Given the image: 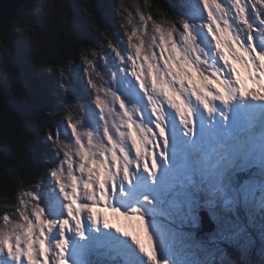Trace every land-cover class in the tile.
I'll return each instance as SVG.
<instances>
[{"label": "rangeland", "instance_id": "rangeland-1", "mask_svg": "<svg viewBox=\"0 0 264 264\" xmlns=\"http://www.w3.org/2000/svg\"><path fill=\"white\" fill-rule=\"evenodd\" d=\"M109 1L115 9L116 26H120L124 30L122 36H125L123 39L126 38V47L122 52H119L118 56L112 48H109L111 42H108L104 46L103 52L109 51L112 56L111 60L109 56L101 57L96 52H90V57L85 59V71L86 68L89 69L91 81H87V76L83 77V81L86 82L79 93H76V96L71 89H68V85L73 81L70 80L68 84H64L63 99L68 102L72 112L69 118L64 120V131L59 133L61 137L57 140V146L63 153L66 151L75 152L78 147L75 144V136L72 134V124L77 126L85 141L88 139L84 135L86 133L92 135L97 145L103 140L104 121L98 113L99 107L95 101L99 97L101 100L111 102L112 98L110 95H106V91H116L117 95H120L121 81L124 79L135 80L131 75V61L127 60L128 56L135 54L128 39L132 32L138 34V40H132V43L142 44V51L146 56L154 55L159 66H163V58L169 55L167 51L161 55L160 49L163 45L160 44V33L157 31L159 25L149 22L141 12L142 5L148 6L152 0ZM216 2L227 10L225 19L228 24L232 25L240 39L247 44L246 28L241 24L234 0H216ZM242 3L249 6L246 15H250L252 6H255L253 0H242ZM95 4L96 2L93 0H48L38 18L30 27L21 32L20 40L14 44L13 48L4 46L3 41L0 40V81L6 82L16 77V73L19 71L16 67L19 52H38L44 48V45L50 43V41L48 42L49 37L51 38L48 34L50 25L56 27V30L65 24L73 27L84 12L85 17L90 16L88 9L95 16ZM260 5L264 7V0H261ZM217 14L220 15V13ZM256 17L257 14L254 13V19ZM181 20L193 26L195 37L206 32L207 29L203 25L208 22V16L202 0H192L191 9L182 13L179 22ZM221 24L223 26V22ZM159 27L165 31L169 29L168 27ZM173 39L180 45L179 31L174 33ZM184 47L190 59L199 56L204 61L201 70L210 78L214 68L223 67L218 52L205 47V45L200 44L199 48L194 49L193 45L189 43ZM257 50L264 52V47L259 49L257 45ZM150 62L144 63L145 72L147 63ZM137 63L140 64L141 61L138 60ZM111 68L113 72H111ZM72 70L73 68L70 67L67 72L71 73ZM61 77L63 78V74ZM229 78L231 79V77ZM148 79L150 81L151 77L148 76ZM166 79L170 80L171 77ZM135 82L138 85L139 82ZM92 84H95L96 88H93ZM176 87L179 88V85L177 84ZM85 89L92 95V105L85 103L83 94ZM185 96L191 112L190 118L196 119V129L199 131L203 123L201 113L205 105L194 96H188V94ZM233 97H236L240 102L241 109L245 112L243 114L245 121L250 111H253V114L250 113L251 119L255 117L252 129L255 131L258 129V131L253 134L255 137L253 143L249 140V136L241 134V132L232 139L229 146L217 147L219 155L214 157H211L207 151L209 148H211V152L214 151L213 148L216 147L214 142H220V136L213 134V143L207 144L205 149L199 147V144L197 145L194 141L196 137H190V133L187 131V121L182 120L175 107L167 106L165 97H158L165 102L160 129L155 126L156 117L151 113V105L147 102L146 97L145 102L130 106L139 110L138 118L134 117L137 125L152 129V134L162 131L164 136L161 138L160 147L156 148L155 157L149 160L148 166L134 158L136 149L132 145L130 135L128 136L124 141V146L128 149L130 158H133L132 164L129 166V175L125 176L120 173L115 177L114 184H110L108 187L110 200L122 216L117 217V214L110 208H106L103 202L97 207L103 211V215H108L119 227L140 239L148 252H145L131 235H126L112 225H105L103 216H101V224L96 228V232H92L94 236L85 235V238L79 242L77 247L79 252L75 257L77 264H98L102 259L109 260L118 257L121 258L122 263L114 264H127V262L129 264H234L229 250L232 246L241 250L240 258L244 264H252L254 257H256V264H264V193L259 195L260 192H264V182L260 180V177L264 175V170H261V173L254 172L240 177L238 174V170L242 167L248 168L256 163H264V133L260 134V125L263 119L261 110L263 109L259 105H255L253 108H249V103L244 105L240 93H234ZM180 99L183 100L184 97L181 96ZM214 101L222 102L223 100L216 99ZM235 102L236 99L232 101L233 104ZM116 107L119 108L118 102ZM122 112L123 110H120V115ZM90 113L95 114L92 120L89 119ZM120 115L113 119L116 124L120 125L121 131L128 132L129 130L121 124ZM220 115L217 114L210 124L215 125L216 121L220 120L227 125L225 119H222V115ZM69 119H71V123H69ZM245 127H251L250 123ZM133 130H135V126ZM112 132L119 140L115 128L112 129ZM139 136L138 133V139ZM104 144L106 147H111L107 144L106 138H104ZM145 147L152 150L153 145ZM192 149L195 151L194 156H190ZM255 151H257L256 154ZM73 159L76 162L79 161L78 156H74ZM61 166L64 168L65 179H67V164L62 162L56 171H59ZM75 174L80 175L78 163ZM84 179L86 180V175ZM32 194L37 200L42 193L36 191ZM47 198V206L41 208L45 213L46 220L57 225L48 233L52 238L53 235L61 234L62 221H72L68 213L69 201L64 198L57 181L53 182L51 189L47 192ZM28 201L31 204L29 197ZM88 203L91 206V202ZM134 210H137L144 219L143 225L135 218L123 219V216L138 215L132 213ZM201 212H208L216 224L215 233L206 241L197 238L198 232L201 230ZM232 212L236 214V217ZM91 216L98 218L93 214ZM84 220H91L89 213H85V219L81 218V221ZM10 225H13V222ZM89 228L92 231L94 227L89 226ZM67 249L70 250V247L66 248L65 256ZM63 258L67 261L66 257ZM0 264H16V262L9 258L5 252L0 254ZM21 264H27L26 259ZM66 264H71V262L67 261Z\"/></svg>", "mask_w": 264, "mask_h": 264}, {"label": "snow or ice", "instance_id": "snow-or-ice-1", "mask_svg": "<svg viewBox=\"0 0 264 264\" xmlns=\"http://www.w3.org/2000/svg\"><path fill=\"white\" fill-rule=\"evenodd\" d=\"M260 3L261 0H253V4L258 7L260 28L264 29V11H262L264 7H259ZM202 4L207 9L208 22L203 25L207 31L199 37L194 36L193 26L184 20L180 21L179 30L175 24L167 31L157 26V31L160 33V44L163 45L160 49L161 55L165 51L169 53L163 58V66L158 65L154 55L146 56L142 51V44L132 43L133 38L136 37L135 32H132L128 37L129 43L135 50L134 56L127 57V60L131 61V75L135 80L124 79L121 81L120 95H117L116 91H106V95H110L112 98L111 102L97 97L95 103L99 107L98 113L104 121L103 140L99 145L89 133L84 134L88 137L85 141L77 126L72 124V134L75 136V144L78 147L75 152L66 151L63 153V163L67 164V179H65L63 166L55 172V177L64 198L69 201L70 220H75L77 227H79L80 216L85 212H90L98 218L103 216L105 225H112L126 235H131L144 251L148 252L140 239L119 227L108 215H103V211L97 207L103 202L106 208H110L117 214V217L122 216L110 200L108 187L110 184H114L115 177L120 173L125 176L129 175V166L132 164L133 158H130L129 151L124 146V141L128 136L130 135L132 145L136 149L134 158L138 162H143L145 166H148L149 160L155 157L156 148L160 147L161 138L164 136L162 131L152 134V129L137 125L134 117L138 118L139 110L130 106L145 102L146 97L147 102L151 105V113L156 117L155 126L160 129L165 109V102L158 99L160 96L166 98L168 107H175L179 111L184 121H187L191 115L185 94L194 96L205 107H208L216 99L228 101L234 93L264 100V52L257 50L254 23L251 16L246 15L249 6L242 3V0H234L241 24L248 30L247 44H245L232 25L228 24L225 19L227 10L222 8L220 3H217L216 0H202ZM221 22H223V26ZM177 31H179L180 45L173 39V35ZM189 43L193 45L194 49L203 44L218 52L223 67L214 68L211 78L205 75L201 70L204 61L199 56L190 59L186 54L184 45ZM113 51L116 50L113 49ZM116 55L119 56L120 53L117 52ZM138 60L141 61L140 64L137 63ZM146 61L151 62L147 63L145 72L143 65ZM148 76L151 77L150 81ZM167 77H171V79H166ZM135 81L139 82L138 85ZM177 84L179 88L176 87ZM249 85L253 87L250 88ZM92 87L96 88V85L92 84ZM68 89L78 94L82 89L79 79L74 78L73 82L68 85ZM181 96L184 97L183 100L180 99ZM117 102L119 108L116 107ZM120 110H123L122 115H120ZM209 110L211 111V109ZM94 115V113H90L89 119H94ZM117 115H120L121 124L129 130L128 132L121 131L120 125L115 123L113 118ZM69 123H71V119H69ZM134 126L135 130H133ZM113 128L116 129L119 140L115 138L112 132ZM138 133L140 134L139 139L137 138ZM104 138L107 139V144L111 145L110 148L105 146ZM146 145H153L152 150H148ZM74 156L79 157L78 162L74 161ZM77 163L79 176L75 174ZM85 175L86 180L84 179ZM26 195L31 200V210L29 211V205H26L25 210L20 212L23 223H17L15 226L10 225L8 229L0 230V244H2L0 254L6 252L16 264H21L25 259L27 264H52L47 235L57 225L46 220L43 209L31 192ZM89 201L91 206H89ZM132 213L138 214V211L134 210ZM133 218L138 219L143 225L144 219L140 214L134 217L123 216L124 220ZM4 220L7 223L9 217L5 216ZM61 223L65 229L71 227L70 221ZM144 231L147 232L146 229ZM148 239L151 240L150 237ZM58 247L63 248L64 245Z\"/></svg>", "mask_w": 264, "mask_h": 264}, {"label": "trees", "instance_id": "trees-1", "mask_svg": "<svg viewBox=\"0 0 264 264\" xmlns=\"http://www.w3.org/2000/svg\"><path fill=\"white\" fill-rule=\"evenodd\" d=\"M93 1L96 2L95 16L88 9L90 16L85 17L84 12L73 27L65 24L56 30L50 25V43L38 52H19L16 77L0 81V230L8 229L12 222L11 226L23 222L20 212L25 210L26 205L31 210L26 195L28 192L40 191L42 194L36 201L42 208L47 206V192L57 181L55 171L63 162V151L57 146V140L61 137L59 133L64 131V120L72 112L63 99L64 84L78 78L83 88L86 82L83 77L87 76V81H91L89 69L85 71V59L90 57V52H96L101 57L109 56L111 60L110 52H103L108 42H111L109 48L115 49V53L122 52L126 47V38L122 36L124 30L116 26L115 9L110 1ZM47 2H27L12 27L0 35L4 46L14 47L20 40L21 32L32 25ZM191 4L192 0H152L148 6L142 5L141 12L152 24L168 28L175 24L179 30V18L191 9ZM254 13L257 14L256 19ZM250 16L254 23L255 43L261 49L264 47V29L260 28L257 6H252ZM245 35L248 36L247 29ZM133 40H138V34ZM70 67L73 70L68 73ZM83 94L85 103L92 105L90 91L85 89ZM261 170H264V163H256L240 168L238 174L240 177L261 173ZM260 180L264 182V175ZM5 216L9 217L7 223ZM229 250L234 264H244L240 249L232 246ZM116 262L122 263L121 258L118 257ZM252 264H256V257Z\"/></svg>", "mask_w": 264, "mask_h": 264}, {"label": "bare ground", "instance_id": "bare-ground-1", "mask_svg": "<svg viewBox=\"0 0 264 264\" xmlns=\"http://www.w3.org/2000/svg\"><path fill=\"white\" fill-rule=\"evenodd\" d=\"M249 87H253L252 85H249ZM236 99L235 104L232 103L233 100ZM242 101L244 105L249 103V108L255 107V105H259L263 110H261V115L264 117V100H261L259 98H254L250 95H242ZM210 107H204V110L201 113V117L203 118V123L201 124L200 130L198 131L196 129L197 127V121L195 118H188L187 120V131L190 133V137H196L195 143L199 147L205 149L206 145L213 143L212 141V135L217 134L220 136V142H214L216 144V147L213 148V152H211V148L208 149L207 152L211 155V157L218 156L219 152L217 147L219 148H225L230 145L233 138H236L241 132V134H246L249 136V140L253 143V140H255V137L253 134L257 133L258 129L255 131L252 129L253 122H255L254 119L250 118V113L253 114V111H250V113L246 117V121L244 120L243 114L245 113L240 106V102L236 97H233L229 99V101H222V102H215L212 101L209 104ZM211 109V111L209 110ZM222 111L223 113L221 114ZM217 114L222 115V119H225L227 122V125L224 124V122H221L220 120L216 121V124H210V122L217 117ZM220 115V116H221ZM250 123L251 127L246 128L245 126ZM252 123V124H251ZM260 134L264 133V121L262 120L260 125ZM243 130V131H242ZM236 140V139H235ZM234 140V141H235ZM211 150V151H210ZM257 151H255V154ZM195 151L192 149L190 150V156H194ZM189 159V158H188ZM103 209V208H102ZM85 213H89L91 220L87 221H81V218L85 219ZM81 215V218H79L80 223L79 227L77 228L76 221L71 220L70 222L71 227L69 229H65L63 224L61 226L62 231L59 236H54L52 238L47 235V245L51 249V262L52 264H66L67 261H70L71 264H77L75 262V257L78 255V244L79 242L85 238V235H92V232H96V228L99 224H101L100 218H93L90 212H85ZM89 226H93L92 231L90 230ZM90 232V234H89ZM88 233V234H86ZM83 234V236H81ZM95 234V233H94ZM59 245H64L63 248L58 247ZM67 247H70V250L67 249V255H64V252ZM63 257L67 258V261L64 260Z\"/></svg>", "mask_w": 264, "mask_h": 264}, {"label": "water", "instance_id": "water-1", "mask_svg": "<svg viewBox=\"0 0 264 264\" xmlns=\"http://www.w3.org/2000/svg\"><path fill=\"white\" fill-rule=\"evenodd\" d=\"M30 0H0V35L7 32L16 21L18 13ZM201 230L197 238L201 241L209 240L216 230V224L208 212H201ZM98 264H112L102 259Z\"/></svg>", "mask_w": 264, "mask_h": 264}]
</instances>
